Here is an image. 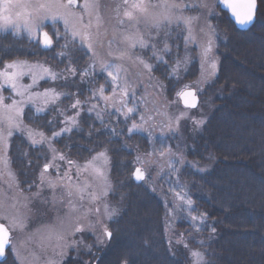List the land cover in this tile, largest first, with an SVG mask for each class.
I'll use <instances>...</instances> for the list:
<instances>
[{
  "label": "trees",
  "instance_id": "obj_1",
  "mask_svg": "<svg viewBox=\"0 0 264 264\" xmlns=\"http://www.w3.org/2000/svg\"><path fill=\"white\" fill-rule=\"evenodd\" d=\"M258 1L257 21L248 31L238 30L225 12L218 11L213 18L222 41L218 74L205 89L200 105L205 108L208 102L207 122L193 130L187 127L184 135L187 158L205 169L202 173L188 169L182 179L203 202L204 211L216 228L213 238L200 250L206 253L210 264H264V0ZM63 43L66 48L51 47L39 52L14 33H0V68L13 60H25L43 63L57 73H66L70 65L76 69V75H69L66 83L59 79L42 82L43 89L55 88L57 92L71 94V98L63 96L45 114L37 115L29 109L26 119L30 125L52 135L64 126L65 116H76L77 110L71 105L79 99L82 108L78 125L58 138L56 147L77 162L103 150L111 159L110 201L120 205L118 216L109 225L113 239L96 251L81 253L76 260L69 258L64 264H193L189 250H198L195 235L186 227H177L178 233H174L184 241L175 242L169 237L163 204L147 187L132 179V154L112 142L96 116L87 111L88 80L80 78L87 60L69 37ZM177 43L183 45L181 39ZM162 71L156 67L154 74L165 80L170 99L177 81ZM193 81L185 80L184 85ZM49 122H55L54 126ZM137 142L135 137L130 144L140 148ZM45 156L48 155L44 148H33L21 135L14 137L10 159L22 190L34 192L43 188L39 174ZM144 207L148 211L140 215ZM125 237L132 243L126 245ZM0 264L18 262L9 254Z\"/></svg>",
  "mask_w": 264,
  "mask_h": 264
},
{
  "label": "snow or ice",
  "instance_id": "obj_2",
  "mask_svg": "<svg viewBox=\"0 0 264 264\" xmlns=\"http://www.w3.org/2000/svg\"><path fill=\"white\" fill-rule=\"evenodd\" d=\"M78 0H0V31L7 32L12 29L16 34L22 30L27 32L29 37L35 40L39 34L42 38L41 43L44 49H49L53 46V38L48 31L44 29L48 27L47 21L51 20L53 26L56 21H62L64 27V34L62 35L59 29H55L53 35L60 39H67L71 36L72 41L78 42L81 48H86L93 57V65L81 70V79L92 74L94 66L99 63L102 72H105L110 78L111 96L104 95V88L97 90L88 89L92 92L94 98L102 99L108 102L113 99L120 90V106L117 107L115 102L111 105L116 108L117 113H121L125 121L131 120V127L128 132L140 131L144 129L143 124L135 122V115L140 113V109L136 103L133 106H127L126 97L131 95L136 97L135 88L131 87L125 79H119L121 72V64L116 61L129 60L139 65L149 76L153 71V65L148 63L142 56L136 55V50H150L152 57L157 59L159 63L165 64L171 72L173 79L179 82V73L183 68L191 62V57L188 53L189 45L196 43L199 47L198 59L201 65V75H205V69L208 76H215L219 70L218 59L214 55V38L215 31L208 25V31L203 28L199 29L200 39L197 38V32L193 25L200 19L199 16H190L185 14V9L191 8H207L201 0L199 4H183L177 0H121V3L115 6V24L112 26V18L102 17L100 14L99 0H83L80 9L77 10ZM217 3H223L224 7L229 9L235 21L241 25L252 24L256 19L257 0H217ZM208 15H215L214 11L209 9ZM103 27V35H108L111 31V39L108 40L109 56H113L112 48L115 46V55L112 62H105L103 58L93 51L94 46L102 44L101 28ZM175 33L183 41L185 56L181 61L177 55L175 67L167 65L163 54H171L172 49L167 43L168 37ZM163 34V35H161ZM159 38V39H158ZM163 44V47L157 49V43ZM67 47V44L64 45ZM179 48V45H176ZM58 55L64 56V53ZM67 73V74H66ZM66 73H57L50 67H47L39 62L31 63L28 61L13 60L4 64L3 69H0V175H3V168L9 167L8 177L11 181L9 187L15 183V176L10 170L9 162L5 158V150L10 146L11 138L14 134H21L26 136L27 140L32 146H47V151L51 153V158L43 157L46 161L40 173V185L55 190L60 187L66 193L67 200H61V204H66L67 212L65 218L71 217L78 210L84 211L85 219L89 215L99 216L101 209L95 205L106 200L109 193L112 191V185L107 179L106 167L109 163L107 151L96 152L90 160L85 164H75L72 160H68L63 154H59L55 147H53L52 140L61 137L66 133H70L73 127L77 125L76 116H79V110L82 108V102L77 99L71 105L76 109V116H65L64 112H60L61 116H65L62 121L64 127L60 131H53L52 137L48 138L43 133H35L28 129L23 124L25 107L32 105L37 115L48 111L49 106H54L62 96L71 98V94L57 92L55 88H45L42 91L37 90L40 82L45 80L56 81L62 80L65 83L68 81L69 75L75 76L76 69L69 67ZM25 77L30 78V83H23ZM164 85H159L160 90L164 89ZM10 90L12 95L5 97L3 92ZM199 91H203L199 89ZM177 97L182 99L186 109H196L199 103L197 96V88L191 85H184V87L176 93ZM9 100L10 103H5ZM89 113H95L96 118L103 123L102 111L97 109L95 104L88 107ZM113 115V113H109ZM181 119H192L194 125L203 127L206 124L205 119H194L187 115L186 112H181L174 118H170L166 127L173 135L176 134L179 122ZM140 120H144V116L140 115ZM54 126L55 122H49ZM163 133V128L161 129ZM150 135V134H149ZM89 151H95L89 149ZM165 151L162 148L160 156L163 157ZM67 167L61 169V163L65 162ZM137 161L140 158L137 157ZM184 158L176 156V154L169 151L168 160V175L179 173L180 169L177 165H183ZM75 165V177L73 180L71 173ZM195 167V165H192ZM49 170L54 171L61 183H57L48 179ZM198 171H205V169H198ZM81 176L85 179L81 182ZM136 181L145 180V170L141 167H136L133 173ZM90 178L95 179L99 184V189L93 188L90 183ZM175 187L181 189L180 192L175 193V197L182 202V207L191 213L193 208V200L191 196L184 191L186 187L184 184L177 182ZM39 195V193H37ZM77 196L79 205H77L72 197ZM90 202L93 207H86L84 201ZM53 204L56 203L53 199ZM15 207V205H13ZM26 208L27 205L25 204ZM3 208V202L0 201V209ZM115 208H109L104 203L103 215L111 219L116 215ZM0 221H7V223L0 222V260H6L7 254L11 252L13 258L18 264H28L26 259L22 257L20 248L13 242L12 231L18 230L23 232L27 227V215L17 211L16 215H6L0 212ZM190 223L193 227H209L211 233H216L215 226L208 224L207 213L200 216H190ZM45 239L48 244L53 247L54 255L50 258L47 264H61L65 257V250L68 247H74L75 240L70 243L66 239V235L62 232L56 231L51 226ZM94 225L91 222L84 223L79 217L76 218V224L71 235L82 233L87 229H92ZM40 230L37 229V232ZM95 235V233H93ZM102 237H96L98 244H104L105 241L111 242L113 233L106 226L103 227ZM213 237L209 236V240ZM33 239V235L28 237ZM201 247L205 245V241H197ZM185 247L187 245L185 244ZM58 250V251H57ZM88 251L91 253V246H88ZM193 264H210L206 259V253L199 250H189ZM55 257H59L56 259Z\"/></svg>",
  "mask_w": 264,
  "mask_h": 264
},
{
  "label": "rangeland",
  "instance_id": "obj_3",
  "mask_svg": "<svg viewBox=\"0 0 264 264\" xmlns=\"http://www.w3.org/2000/svg\"><path fill=\"white\" fill-rule=\"evenodd\" d=\"M66 2V0H65ZM157 2V0H154ZM179 3L183 4H199L201 0H177ZM204 4H207V8H191V10L185 9V14L190 16H199L200 19L197 23L193 25L195 31L197 32V38L200 39L199 36V29L203 28L205 31H208V25H211V28L215 31V38H214V55L218 59H220V45H221V37L220 34L213 22V18L217 15L219 9V4L217 0H202ZM83 3V0H78L77 3V10L80 9V5ZM100 3V14L102 17L105 18H112V26L115 24V6L121 3V0H99ZM209 9L214 11L215 15H208ZM48 27L44 30L49 32V35L53 38V48L58 46H64V39L58 40L53 32L55 29H59L61 34H64V27L62 21H56L55 25L51 20L46 22ZM0 33H14L12 29H9L7 32L0 31ZM101 40L103 41L102 44H97L94 46L93 51L97 53L98 56L104 59L105 62H112L114 60L115 55V46H113V56H109V47H108V40L111 39V31H109L108 35H103V27L101 28ZM18 35L24 42L31 43L36 46L39 52H43L44 48L41 43V37L37 36L35 40H33L27 32L21 31ZM163 35V34H161ZM71 39V36H68ZM159 39V38H158ZM169 47H171L172 52L171 54H164L165 61L167 65H171L175 67L177 55L181 61H183L185 56V50L183 45H179L177 41L180 39L175 33L172 36L166 38ZM72 40V39H71ZM182 40V39H181ZM74 42V41H73ZM78 46V50L82 53L85 60H87L88 64L87 67L93 65V57L91 52H89L86 48H81L78 42H74ZM183 43V41H182ZM179 45V48L176 47ZM157 49L163 47V44L158 42ZM56 49V48H55ZM188 53L191 57V62L187 65L186 69L183 68L179 73V82L176 85V88L173 92V95L169 99L167 95V90L164 87L163 90H160L159 85L165 86V80L157 79L154 74V70L156 67H161L162 72L166 74V77L175 80L171 76L170 69L162 63H159L157 59L152 57L150 50H136V55L142 56L148 63L152 64L153 71L149 74L144 71L139 65L125 59L121 61H116L117 63L121 64V72L119 79L121 81L127 80L129 85L135 88L136 97L132 98L131 95L124 99L127 100V106L131 107L134 103H136L140 109V113L135 115V122L137 124H143L144 129L147 131L140 130L134 132H128V128L131 127V120L125 121L124 117L121 113L116 112V108L112 107L111 105L115 102L116 106L119 107L121 103L120 99V90H117L116 96L113 97L112 100L105 102L102 99L94 98L92 92L87 90V99L89 101V106L95 104L97 109L102 111L103 114V123L99 122L104 126L107 131V134L110 140L114 143H118L122 149L130 151L132 157L134 159V166L141 167L142 170H145L146 176L143 185L147 187L153 195L160 201L166 212V216L164 215L165 222L167 224V233L169 237L175 242H183L184 238L181 239L180 236L176 235L174 232L178 233L177 227H186L187 231L190 234L195 235L197 241H205V245L203 247L200 246L198 243V250H202L210 241L209 236H213L214 234L211 233V229L209 227H199L197 225L196 228L193 227L192 223H190V216H200L201 214L206 213L204 211L203 202L199 200L194 193L192 192L190 184L186 183L182 178L183 175L187 172L188 169H192L195 173H202L203 171H198V169H202V166L199 165L195 161H191L186 156V146H185V139L184 135H186L187 127L191 130L196 129L198 126L194 125L192 119H181L179 122V126L177 128L176 134L173 135L172 132L168 130L166 127L167 123L169 122L170 118H174L181 112H186L187 115L193 117L194 119H205L207 118L208 114V102H206L205 108L199 107L194 111L185 109L181 103L180 98L177 97L176 93L182 89L184 86L185 80H194L187 85H191L194 88L202 89L203 91H199L201 93V99L204 97L205 89L207 86L212 84L213 80H215L217 74L215 76H208L207 70L205 69V75H201V65L198 59L199 55V47L196 43H192L189 45ZM25 61V60H21ZM29 62V61H28ZM34 63V62H31ZM36 63V62H35ZM40 63V62H39ZM43 64V63H40ZM45 65V64H43ZM46 66V65H45ZM48 67V66H47ZM71 68L72 65H70ZM86 67V68H87ZM193 68V69H192ZM194 68H196V72L194 73ZM3 69V68H0ZM90 78H92L90 80ZM87 79L88 89L97 90L101 87L104 88L105 92L104 95L111 96V85H110V78L107 77L105 72H102L99 66V63H96L94 66V70L91 75L86 76ZM30 78L25 77L23 79V83L28 84L30 83ZM43 81L40 82L39 88L37 90H43L41 87ZM5 97L11 96L12 93L10 90H5L3 92ZM207 97L206 100L208 99ZM63 99V96L60 100ZM57 102V104L60 102ZM5 103H10L9 100H5ZM56 104V105H57ZM53 106H49V109ZM34 110L32 105L25 107L24 110V117H23V124L27 126L28 129L33 130L35 133H43L40 130H36L32 128V125L26 119V113L28 110ZM48 109V110H49ZM197 112V113H196ZM46 113V112H45ZM42 113V114H45ZM109 113H113V115H109ZM95 115V113H93ZM140 115L144 116V120H140ZM78 116H76L77 119ZM78 125V124H77ZM74 126L73 130L77 127ZM64 127V126H63ZM163 128V133L161 129ZM199 128V127H198ZM60 131V130H59ZM46 137L51 138L52 135H46ZM68 134V133H66ZM150 134V135H149ZM21 135L19 133L14 134L10 141V146L5 150V158L9 162L10 170L13 173L11 164H10V149L15 136ZM22 136V135H21ZM24 138L26 136H23ZM138 140L137 143L141 145L138 148L135 147L133 144H130L134 140V138ZM60 138V137H59ZM27 139V138H26ZM58 139V138H57ZM57 139L52 140L53 147L57 150L59 154H63L55 144ZM29 142V141H28ZM30 143V142H29ZM33 148H44L46 150V154L50 156L51 153L47 151V146H32ZM164 149L165 155L163 157L160 156L161 149ZM105 151V150H103ZM169 151L171 153L176 154V156H182L184 158L183 165H177L180 171L179 173L168 175V160H169ZM50 153V154H49ZM64 155V154H63ZM108 155V152H107ZM68 160H71L66 155H64ZM109 157V163L106 167V174L107 179L111 183V159ZM137 157L140 158V161H137ZM49 158V159H50ZM91 158H89L90 160ZM75 162V164L83 165L87 162ZM48 162V161H46ZM45 162V163H46ZM44 163V164H45ZM61 169H65L67 167L66 161L60 162ZM43 164V165H44ZM195 165V167H192ZM43 169V166H42ZM9 167L5 166L3 168V175H0V201L3 202V208L0 209V212L6 215H16L17 211L19 210L20 213H24L27 215V227L24 229L23 232L18 230L12 231L13 242L17 244L20 248L21 255L26 259L28 264H47L50 258H53L54 251L53 247L50 246L45 239L48 234L49 227L51 226L58 232H62L66 235V239L70 243L72 240L76 241L74 247H68L65 252V257L61 261V264H64L69 258L76 260L78 255L81 253H89L88 246H91V252L96 251L98 248L102 247L106 244H98L96 237H102L103 227L106 226L110 231L109 228L110 223L118 216L120 205H116L110 201L112 191L107 196L106 200L95 205L101 209L99 216L89 215L85 219L84 211L78 210L74 213L71 217L65 218V213L67 212L66 204H61L60 201L64 200L66 202L67 196L64 191L61 190L60 187H57L55 193L53 190L47 187V184L43 186V188H38L34 192H29V196L24 194L21 190H19V186L17 184V178L15 176V183L12 187H9V183H11L7 173ZM41 173V172H40ZM14 174V173H13ZM73 176V180H76L75 177V165L73 166V172L71 173ZM40 179V174H39ZM48 179L57 183L59 185L61 181L59 180L57 174L49 170ZM85 179V176H81V182ZM179 182L184 184L186 187L184 191L187 192L192 200H193V208L195 209L191 213H189L186 208L182 207V202L179 201L178 198L175 197L176 192H180L181 189L175 187V184ZM90 183L93 184V188L98 190L99 184L95 181V179L90 178ZM39 193V195H37ZM53 199H55L56 203L53 204ZM73 201L79 205L81 203L77 196L72 197ZM86 207H93V205L88 202L87 200L84 201ZM104 203H106L109 208H115L117 210L116 215L111 219H108L106 216L103 215V207ZM27 205L25 208L24 205ZM15 205V207L13 206ZM144 211V212H143ZM141 209L140 215H145L148 211L146 207ZM79 217L84 223L91 222L94 227L92 229H87L82 233H77L76 235H71L74 230L76 224V218ZM145 217H143L144 220ZM208 218V224L214 226L213 221ZM7 223V221H1ZM135 223H140L135 221ZM37 229L40 231L37 232ZM95 233V235H93ZM113 233V232H112ZM33 235V239L29 240L28 237ZM121 235L118 234V237ZM126 239V237H125ZM127 244L129 245L132 241L128 238ZM58 251V250H57ZM129 255H131L129 253ZM134 256V255H133ZM59 259V257H55ZM79 260V259H78ZM17 262V261H16Z\"/></svg>",
  "mask_w": 264,
  "mask_h": 264
},
{
  "label": "water",
  "instance_id": "obj_4",
  "mask_svg": "<svg viewBox=\"0 0 264 264\" xmlns=\"http://www.w3.org/2000/svg\"><path fill=\"white\" fill-rule=\"evenodd\" d=\"M220 4H221V9L229 14L230 18L232 19V21L234 22V24L236 25V27H237L239 30H241V31H248L251 27L254 26V24H255V22H256V19H255V21H254L252 24L241 25V24H239L238 22L235 21V19H234V17L232 16L230 10L227 9V8H225L224 5H223V3H220ZM258 7H259V3H258V0H257V11H256V17H257V13H258ZM197 96H198V98H199V103H198V106H199V104H200V100H201V99H200L199 94H197ZM180 100H181L182 105L185 107V105L183 104L182 99H180ZM198 106H197V108H198ZM134 180H135V179H134ZM135 182H136L137 184H139V183H141L142 181H136V180H135ZM1 261H3V260H0V262H1Z\"/></svg>",
  "mask_w": 264,
  "mask_h": 264
},
{
  "label": "flooded vegetation",
  "instance_id": "obj_5",
  "mask_svg": "<svg viewBox=\"0 0 264 264\" xmlns=\"http://www.w3.org/2000/svg\"><path fill=\"white\" fill-rule=\"evenodd\" d=\"M25 194V193H24ZM27 195V194H26Z\"/></svg>",
  "mask_w": 264,
  "mask_h": 264
}]
</instances>
